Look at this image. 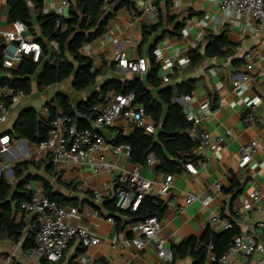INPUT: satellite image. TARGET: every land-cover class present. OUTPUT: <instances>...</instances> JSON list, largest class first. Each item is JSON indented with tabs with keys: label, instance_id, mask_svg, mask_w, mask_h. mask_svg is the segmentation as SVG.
Instances as JSON below:
<instances>
[{
	"label": "crops",
	"instance_id": "crops-1",
	"mask_svg": "<svg viewBox=\"0 0 264 264\" xmlns=\"http://www.w3.org/2000/svg\"><path fill=\"white\" fill-rule=\"evenodd\" d=\"M68 1L70 0H44V11L59 12L61 9L59 14L68 17ZM66 2L68 3L65 4ZM219 3L220 0H173L170 14L180 15V18L188 17L184 27L185 33L169 36L160 42L167 47L169 54H178L180 57L188 56L191 48L204 43L209 33L220 34L227 30L231 44L227 56L206 58L200 66L193 69H188V66H177V81L196 79L194 99L189 104V111L203 117L200 105L206 97L210 98L212 107L217 110L215 114L202 120L199 129L210 132L213 137L223 136L224 141L220 144L212 142L206 147H201L202 136L193 135L199 141L193 153L199 156V160L204 159L206 165H199L198 160L195 163L199 169L198 174H192L186 169L176 174L173 188L166 195L160 196L168 207L157 238L164 239L170 249L190 237L200 239L206 230L211 228L210 216L213 213L233 221L238 227V234L244 236L253 234L264 242V228L260 225L264 223V128L260 122L248 124L244 121V116L249 111H253L264 120V25L261 36L253 39L246 22L235 18L229 12L221 11ZM136 4L139 11L137 15L127 8L120 9L110 21L105 33L81 49L83 54L92 58L93 69L99 72L98 84L113 78L124 81L135 76L119 68L118 63L113 60V53L115 50H121L129 57L139 55L138 48L143 42V26L155 24L159 20L149 16L144 9L143 0H136ZM160 6L164 14L166 11L164 0ZM12 22L7 0H0V38H3L2 33L5 30L12 28ZM52 46L56 48L58 45L52 41ZM254 51L263 54L262 60L250 62L246 59V54ZM233 59L243 61L234 65ZM239 74H244L247 79L243 80L240 89H235L234 79ZM64 82L48 86L40 92L37 83L33 81L31 93L10 105L8 120L0 123V137L10 136L9 132L13 130L19 114L24 109L35 108L40 116L49 120L47 103L53 102L57 95H67L72 103L75 102L73 103L75 106L87 100L90 91L76 92L72 85V91L64 89ZM31 94L33 97H30ZM112 94L114 93L110 95ZM252 104H256L254 110L250 108ZM78 113L80 112L77 111L74 115L78 125L82 119L88 126V119L78 118ZM133 129L132 124L120 118L112 126L100 128V133L106 141L112 143L120 131L129 134ZM255 138L261 141L262 148L251 161L245 163L240 152L241 146ZM10 140L12 150L4 157L8 163L14 167L20 162L35 160L31 154L32 144L26 139L10 137ZM111 160L129 169L136 165L126 155L112 156ZM50 163L48 157L42 156L35 160V164L29 166L24 175L39 176L50 183L53 191L77 199L78 212L71 221L87 226L92 234L100 238L99 244L88 248L82 246L79 238H74L62 260L55 264H86V260H92L95 264H173L172 261L159 257L156 239L150 240L142 250L133 245L132 239L137 222L130 217L122 215L119 220H109L112 217H109L102 204L110 195L112 197L117 195L118 191V185L111 172L102 171L95 174L90 165L81 163L58 166L53 164L54 170L49 172ZM156 167L157 163L143 165L141 175L153 180L158 187L166 175L158 172ZM6 178L13 184L14 190L21 179L14 177L13 169L6 173ZM216 182H221V190L214 187ZM234 182L240 184L235 186ZM30 183L44 191L42 180L32 179ZM255 184L260 188L261 197L257 201H252L249 193ZM24 190L28 191L26 185ZM90 192L93 193V197H90ZM189 193L198 196L211 193L213 200L209 206H203L199 200L188 203L186 195ZM249 202L252 209L245 208ZM258 206L261 211L255 212ZM16 219L24 221L25 233L34 227L35 218L32 214L19 211ZM0 264L41 262L32 260L21 242L15 243L8 238H1ZM174 264H194V260L188 256ZM205 264L211 263L206 261ZM227 264L255 263L251 257L239 252L231 257Z\"/></svg>",
	"mask_w": 264,
	"mask_h": 264
},
{
	"label": "trees",
	"instance_id": "trees-1",
	"mask_svg": "<svg viewBox=\"0 0 264 264\" xmlns=\"http://www.w3.org/2000/svg\"><path fill=\"white\" fill-rule=\"evenodd\" d=\"M159 0V5H161ZM165 1V13L160 6V17L157 23L143 26V42L138 53L145 56L148 70L142 76L135 74L130 79H110L98 84L99 72L93 69L91 57L83 54L81 49L101 37L110 21L122 8H127L135 15L139 13L136 0H70L69 16L65 17L55 12L44 11V0H7L10 19L22 21L29 27V33L42 46L41 58L33 61L25 55L17 68L3 67V50L5 42L0 38V88L9 86L15 90H23L25 94L32 91L33 81L37 83L40 92L48 86L62 83L72 78V87L76 92L90 91L86 101L76 106L67 95H57L53 102H48L50 119L46 120L35 108H27L19 114L10 137L26 139L30 144H38L49 137L51 120L58 112L71 116L76 112L92 114L93 106L103 104L111 93L134 92L136 102L144 106L146 113L155 124V131L134 127L133 131L124 135L121 131L112 142L115 145L130 146L129 159L134 164L145 165L150 155L157 161V171L165 175L180 174L185 170L187 162L197 163L199 156L193 150L199 145L191 133L192 123L187 119L184 107L177 100L185 94H193L196 89V79L177 81V66L171 75V82L165 83L159 75V65L155 60V47L169 36L182 35L188 17L172 16L170 7L173 0ZM37 25V28H36ZM52 41L57 47L52 46ZM147 43V47L145 45ZM230 41L228 31L220 34L209 33L205 42L188 52V69L200 66L206 58L222 57L229 54ZM243 59H233L238 65ZM80 127H86V121L79 120ZM35 160L24 161L13 167L14 177L21 178L14 190L5 174L0 175V239L8 238L15 243L21 242L25 251L36 245L37 228L33 227L25 233L23 220L17 221L20 211L19 204L29 199L31 192L24 190L32 179L42 180L45 194L62 206L78 207L77 199L70 198L61 192L53 191L45 179L31 174L24 175ZM53 163L48 171L53 172ZM234 182V185H239ZM71 186V185H69ZM118 187V186H117ZM93 197V193H89ZM117 195L109 196L102 204L109 217L119 220L124 215L139 222L156 216L163 219L167 203L160 197L145 194L136 210L121 209L116 205ZM15 202V205H13ZM101 210V209H100ZM35 223V221H34ZM239 233L235 225L232 229L215 232L210 227L204 235L197 239L190 237L173 245L172 263L188 256L194 264H205L209 254L220 258L229 248L233 237ZM209 245L212 249L209 250ZM41 264H46L41 261Z\"/></svg>",
	"mask_w": 264,
	"mask_h": 264
},
{
	"label": "built area",
	"instance_id": "built-area-1",
	"mask_svg": "<svg viewBox=\"0 0 264 264\" xmlns=\"http://www.w3.org/2000/svg\"><path fill=\"white\" fill-rule=\"evenodd\" d=\"M144 9L149 16L156 20L160 17L159 0H143ZM66 2L65 4H67ZM69 4V3H68ZM219 7L223 12L231 13L235 18L244 20L248 25L253 39H258L262 34L264 25V0H220ZM61 12V9H59ZM59 12H55L59 14ZM206 25V23H204ZM185 33V29L183 30ZM5 47L3 50V67L5 69L14 68L19 64L25 55L31 56L33 61L38 62L42 54V46L29 33V27L22 21L12 22V28L3 33ZM167 47L159 43L153 53L159 65V75L164 83L171 81V74L176 66L186 67L189 65V58L180 57L178 54H169ZM263 54L260 51L246 54L248 61L262 60ZM113 60L118 63L119 68L129 74L143 75L148 70V62L145 56L137 55L129 57L121 50H115ZM247 77L244 74L235 76L234 87L240 89L242 82ZM24 96L23 90H15L9 86L0 88V123H4L9 118L10 105L17 103ZM194 99V94H185L177 100L184 107L187 119L192 123V135L200 134L202 140L201 147H206L212 142L220 144L224 141L223 136L213 137L206 130H200L199 126L203 119L209 118L216 113V108L211 105L210 98H205L201 102L203 117L189 111V104ZM134 92L114 93L101 105L93 106L92 114L78 113V118H86L89 125L80 127L74 116L58 112L51 120L49 137L38 144L32 145L31 154L35 160L42 156L48 157L54 165L67 164H88L95 174L102 171L111 172L118 185L116 205L121 209L132 208L136 210L145 194L164 196L174 185L175 175H166L163 182L156 187L154 181L141 175L143 165L136 164L129 169L111 157L126 155L129 158L130 146L128 144L115 145L105 140L100 133V128L112 126L118 119L123 118L134 127H139L147 131L154 132L156 127L151 116L146 113L144 106L137 103ZM256 104L251 105L254 110ZM47 110V108H46ZM244 121L248 124L260 122L264 128V120L249 111L244 116ZM124 135L128 133L123 132ZM262 148L258 138L252 139L241 146L240 152L245 163L252 160ZM12 150L9 135L0 137V175L4 170L6 173L13 169L4 157ZM27 153H29L27 151ZM157 163L153 155H150L146 164L155 165ZM206 165L204 159L199 160V165ZM185 169L192 174H198V166L193 162H187ZM214 187L221 190V182H216ZM26 188L31 192L29 199L19 204L22 212L32 214L35 218L34 227L36 231V245L28 251L29 257L34 261H45L46 264H55L62 260L70 242L74 238H79L83 247L88 248L100 243V238L92 234L89 228L82 224L71 221L77 214L78 209L74 206H62L58 202L49 198L41 188L34 187L31 183L26 184ZM99 196V194H97ZM261 197V191L257 184L249 193L252 201H257ZM199 200L203 206H209L213 200L211 193L202 196L189 193L186 195L188 203ZM246 209H252L251 203L245 205ZM258 206L255 212H260ZM113 221V218L109 219ZM162 220L156 216L149 217L136 223L134 229L133 245L142 250L146 244L156 239V249L160 258L172 261L171 249L166 246L165 240L157 238L161 228ZM210 225L216 232L232 229L235 223L226 220L218 213L210 216ZM264 228V223L260 224ZM212 245H209V250ZM243 253L251 257L255 264H264V242L253 234L246 236L237 234L233 237L228 250L220 257L216 258L209 254L207 262L211 264H227L228 260L237 253ZM86 264H95L92 260H86Z\"/></svg>",
	"mask_w": 264,
	"mask_h": 264
},
{
	"label": "rangeland",
	"instance_id": "rangeland-1",
	"mask_svg": "<svg viewBox=\"0 0 264 264\" xmlns=\"http://www.w3.org/2000/svg\"><path fill=\"white\" fill-rule=\"evenodd\" d=\"M71 85H72V78H70V79H68V80H66L65 82H64V84H63V88L64 89H70L71 90ZM72 91V90H71ZM74 94V93H73ZM30 97H33V95L31 94L30 95ZM72 99H73V96H72ZM73 101H75V99L73 100ZM73 103H75V102H73ZM5 174V176H6V170H4L3 172H2V174Z\"/></svg>",
	"mask_w": 264,
	"mask_h": 264
}]
</instances>
